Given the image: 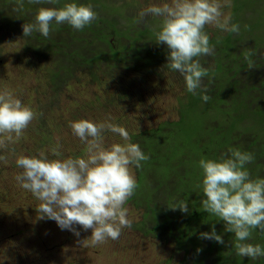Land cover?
Listing matches in <instances>:
<instances>
[{
    "label": "trees",
    "instance_id": "1",
    "mask_svg": "<svg viewBox=\"0 0 264 264\" xmlns=\"http://www.w3.org/2000/svg\"><path fill=\"white\" fill-rule=\"evenodd\" d=\"M79 2L92 4L97 13L92 23L82 30L68 23L55 25L45 37L39 32L24 36L23 25L34 22L40 7H62L65 0L56 4L0 0V43L22 38L23 53L43 62L46 86L55 92L79 82L81 76L92 83L105 76L115 80L116 93L126 103L134 98L137 76H153L158 81L166 72L182 76L167 65V45L156 42L162 18H141L139 0ZM231 2V23L238 24L239 30L210 39V45L219 50L214 67L204 64L203 55L195 58L206 73L195 94L182 82L178 120L129 136L149 157L139 168L132 165L137 186L126 203L143 214L130 228L143 239L174 244L187 258L193 254L194 264H205L216 252L217 264H264V257L237 255L234 233L226 232L224 222L205 211L202 203V157L219 158L230 148L246 151L253 156L245 165L251 178H264V0ZM205 89L206 102L202 99ZM39 130L52 134L48 121L40 122ZM17 152L16 148L3 150L1 159L13 164L8 156ZM183 202L188 203V212L177 207ZM213 225L223 243L202 237ZM248 242L264 245V232L252 229Z\"/></svg>",
    "mask_w": 264,
    "mask_h": 264
},
{
    "label": "clouds",
    "instance_id": "2",
    "mask_svg": "<svg viewBox=\"0 0 264 264\" xmlns=\"http://www.w3.org/2000/svg\"><path fill=\"white\" fill-rule=\"evenodd\" d=\"M148 14L162 18L156 42L167 45L168 67L179 71L185 78L187 91L195 94L206 73L195 58L213 52L205 25L215 24L226 32H237L239 25L232 24L231 17L223 14L219 0H166L163 4L149 5L139 15L143 18ZM96 16L92 4L65 0L62 7H40L34 22L23 25V33L30 36L39 32L47 37L55 25L63 23L82 30ZM202 99L205 102L209 99L207 89ZM35 115L13 92L0 90V134L15 133L19 137ZM70 127L86 145L84 156L64 158L56 148L52 149L55 158L44 151L21 155L16 164L23 171L16 179L41 201L37 209L41 219L55 220L62 230H71L77 236L80 233L74 225L92 229L95 243L108 237L117 239L122 226L131 227L132 223L126 218L124 206L137 186L131 166L139 168L149 157L139 143L130 142L129 133L118 124L82 118L72 121ZM106 130L120 135L124 143L106 146ZM252 159L250 153L230 148L219 158L202 157L199 166L205 211L223 221L226 232L234 233L237 255L256 259L264 257V245L248 241L252 229L264 232V178H251L245 165ZM177 207L188 212L187 202ZM201 235L224 242L214 225L211 232Z\"/></svg>",
    "mask_w": 264,
    "mask_h": 264
},
{
    "label": "rangeland",
    "instance_id": "3",
    "mask_svg": "<svg viewBox=\"0 0 264 264\" xmlns=\"http://www.w3.org/2000/svg\"><path fill=\"white\" fill-rule=\"evenodd\" d=\"M139 2L141 9L137 11L141 12L151 4H163L166 0ZM219 2L223 14L230 16L231 0ZM205 26L204 31L210 39L223 38L229 33L215 24ZM212 47L213 52L203 55V60L204 64L214 67L219 50ZM23 52L24 43L20 37L0 43V90L13 92L36 113L19 137L15 133L0 134V157L3 150L18 149L15 155L8 156L13 164L0 158V264H194L193 254L187 258L184 251H176L174 244L143 239L128 226H122L117 239L108 237L99 243L93 242L92 229L74 225L80 233L78 236L71 230H62L55 220L40 218L37 209L41 201L16 179L23 171L16 164L21 155L44 151L50 158H55L54 148L64 158L73 157L77 151L85 155L86 145L73 134L72 121L88 118L98 123H115L124 127L130 136L142 129L155 128L162 122L178 120L184 76L179 78L166 72L160 81L153 76H137L132 88L134 98L125 103L116 93L115 80L105 76L98 83L81 76L79 82L55 92L46 86L43 62ZM42 121L50 123V136L39 130ZM104 137L106 146L124 143L120 135L107 130ZM131 170L137 179L133 166ZM124 206L131 225L139 223L143 211L135 210L128 203ZM200 256L202 254L197 258ZM217 263V252L205 260V264Z\"/></svg>",
    "mask_w": 264,
    "mask_h": 264
}]
</instances>
